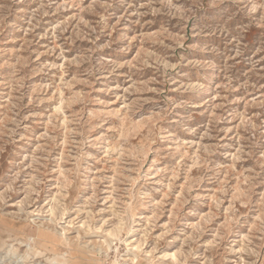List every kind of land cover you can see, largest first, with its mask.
Here are the masks:
<instances>
[{"label":"rangeland","instance_id":"obj_1","mask_svg":"<svg viewBox=\"0 0 264 264\" xmlns=\"http://www.w3.org/2000/svg\"><path fill=\"white\" fill-rule=\"evenodd\" d=\"M0 264H264V0H0Z\"/></svg>","mask_w":264,"mask_h":264}]
</instances>
